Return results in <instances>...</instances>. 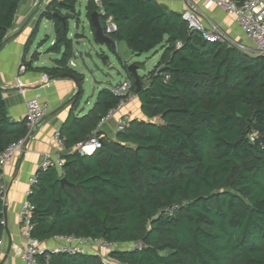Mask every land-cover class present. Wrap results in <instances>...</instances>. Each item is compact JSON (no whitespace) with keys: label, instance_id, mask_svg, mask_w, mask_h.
<instances>
[{"label":"trees","instance_id":"1","mask_svg":"<svg viewBox=\"0 0 264 264\" xmlns=\"http://www.w3.org/2000/svg\"><path fill=\"white\" fill-rule=\"evenodd\" d=\"M77 1L51 0L40 15L54 26L47 52L60 56L52 67L33 69L50 76L72 73L80 87L58 129L68 150L62 167L38 169L26 196L31 236L139 244L110 250L108 258L118 264H264V55L206 41L181 13L157 0H101L104 30L108 17L116 26L108 33L112 40L124 41L134 54L158 46L161 54L139 76L138 92L123 63L141 117L130 118L115 139L96 131L101 147L81 154L75 145L126 95L103 87L92 106L78 112L84 76L68 64L69 20H78ZM18 2L0 0V48ZM99 10L87 0L91 30V14ZM26 133L25 118L8 115L0 88V152ZM2 209L0 198V239ZM36 260L112 264L95 252L46 249Z\"/></svg>","mask_w":264,"mask_h":264},{"label":"crops","instance_id":"2","mask_svg":"<svg viewBox=\"0 0 264 264\" xmlns=\"http://www.w3.org/2000/svg\"><path fill=\"white\" fill-rule=\"evenodd\" d=\"M50 1L19 0L12 26L8 29L5 41L0 48V88L7 105L8 115L13 120L19 121L24 119L26 100L35 94H39L41 100L46 102L49 107L48 114L32 131L25 147L0 170V182L6 185L3 206L6 207L5 224L7 227V232H5L3 225L0 264H27L19 256L20 249L23 246V228L19 223L18 212L22 202L26 200L28 178L38 169L41 154L46 151H58V148L52 141V134L55 130L59 129L66 119L70 110V100L77 92V87L71 79L59 77V75L50 76L33 69L36 67H52L54 66V59L60 56V54H56V57L49 56L53 54L52 52H47V49L54 41V26L51 21L40 16ZM157 1L167 6L170 10L179 13H182L186 8L184 0ZM205 15L207 17V21H204L205 25L208 24L207 22L215 23L219 26L221 32L229 38L238 41L245 40L241 28L232 16L225 14L215 7L206 10ZM85 19L89 24V20L87 18ZM74 20L76 29H78L81 23L80 17H78V20ZM49 28L53 29V35L45 34L41 38L42 33L44 34L43 30ZM40 30L42 31L40 32ZM76 34H80V32H75L70 37L69 22L68 37L72 38L73 51L82 50L79 39L84 35L81 33L82 36L76 38ZM45 42H48L49 46L44 50L45 53L42 54ZM118 42L114 41V47L109 49L124 69V61L121 59L117 50ZM101 51L104 52L103 50ZM106 57V64L110 65L109 57ZM47 60H50L51 63L46 64ZM68 64L73 69L74 62L72 58ZM135 64L140 67L137 63ZM21 65L26 66L23 71L19 69ZM76 71L83 73L81 70ZM138 75L141 76L139 73ZM139 105V100L136 96L134 100L122 106L121 112L127 114L130 118L141 117ZM78 112H81L80 106ZM100 131L103 136L115 139L117 129L115 123L110 121L104 124ZM64 244L65 241L63 239L51 237L40 242V250H51ZM84 252H95L101 258L105 255L103 250L97 251L87 248ZM110 262L112 264H118L113 260H110Z\"/></svg>","mask_w":264,"mask_h":264},{"label":"built area","instance_id":"3","mask_svg":"<svg viewBox=\"0 0 264 264\" xmlns=\"http://www.w3.org/2000/svg\"><path fill=\"white\" fill-rule=\"evenodd\" d=\"M99 7V13H103L101 8V0H93ZM186 5L185 10L182 11V18L187 22L191 30H195L208 42H226L228 44L238 47L242 52L249 55H264V0H244L241 5H237L234 0H184ZM200 3V4H199ZM215 7L232 16L237 22L241 31L243 32L244 41L233 40L226 34L221 32L219 26L212 22L204 21L207 19L205 11ZM207 21V20H206ZM116 30V26L111 17L106 19L105 32L110 33ZM179 45V44H178ZM20 71L25 69L24 65L19 67ZM131 80L124 76L118 87H111L117 94L126 95L121 99L117 106L109 109L97 124L96 130L92 132L85 141L79 142L75 145L76 149L81 154L91 153L93 150L101 147V136L97 135L96 131L101 127L113 121L117 130H122L128 123L130 117L121 112L122 106L131 102L136 98V94L130 91ZM49 112V107L46 102L42 101L39 94H35L26 100L25 120L27 125V133L18 140L10 143L4 150L0 152V170L3 166L12 160L14 156L19 153L26 145L27 139L31 136L32 131L42 122ZM52 141L58 148L55 152H43L41 154L38 169H45L54 166L61 169L64 162L60 152L64 149L63 139L60 137L59 130H55L52 134ZM37 169V170H38ZM36 170V171H37ZM37 182L36 172L32 173L28 178V189L26 196L31 192L32 186ZM6 193V185L0 182V198L4 202ZM174 206L166 208L168 214H171ZM32 214V206L24 200L20 206L18 216L19 223L23 228L22 239L23 246L20 249V258L27 264H39L36 260V255L41 253L40 242L37 238L30 234V219ZM3 224V220H1ZM57 238L63 239L65 244L51 249V251H67V252H84L89 246L96 244L101 249L107 251L105 261H110L108 252L116 248H133L137 243L132 244H118L113 242H106L101 239L78 238L74 236H59ZM0 239V249H1ZM90 244V245H89Z\"/></svg>","mask_w":264,"mask_h":264},{"label":"rangeland","instance_id":"4","mask_svg":"<svg viewBox=\"0 0 264 264\" xmlns=\"http://www.w3.org/2000/svg\"><path fill=\"white\" fill-rule=\"evenodd\" d=\"M85 2L86 0H78L76 4V9L78 12H80L79 17L81 20V23L78 29H76L75 20L74 19L69 20L70 37L73 36L75 32L82 33L84 36L79 39L81 46H82V50L88 51L91 47L92 48L91 54L93 56L91 60L86 58L85 60L86 66L82 64L81 59L77 55L72 57V61L74 62L73 69L81 70L85 74V78H86L82 85L83 94H82V98L80 101V108H81L80 113H84L92 106V104L94 103L95 97L101 88L114 87L118 82H121L124 76H126V75L118 74L117 71L124 73V69L122 68L121 63L115 58L113 53L110 51L109 47L105 45L100 46L94 42L93 35L90 31V26L88 24V21L85 19L86 17L84 15ZM41 31L42 30H40V32ZM43 31H44V34L42 33L41 38H43L45 34H48L51 36L53 35V29L51 28L44 29ZM48 46H49L48 42L47 43L45 42V46L43 47L42 54L45 53L44 50ZM100 50H103L105 52L104 55H107L109 57V61L111 63L110 65L103 63V60L101 59V57H98L96 55V52H100ZM117 50H118V53L121 59L124 61L126 65L132 64V63H137L138 65H140L137 72L141 76L149 72L153 68V66L158 62L160 54H161V47L159 46L156 49H153L151 51L144 52L141 54L131 53V51L128 49L124 41L118 42ZM49 56L56 57L57 55L53 53V54H50ZM50 63L51 61L47 60L46 64H50ZM95 65L98 67L99 70H96ZM111 67H114V69H112ZM88 248L94 249L97 251L103 250V252H105V255H103L102 258H106L107 256L106 255L107 251L104 249H101V247L97 246L96 244H93L89 246Z\"/></svg>","mask_w":264,"mask_h":264},{"label":"water","instance_id":"5","mask_svg":"<svg viewBox=\"0 0 264 264\" xmlns=\"http://www.w3.org/2000/svg\"><path fill=\"white\" fill-rule=\"evenodd\" d=\"M90 20H91L92 27H93L92 30H91V33L93 35L94 42L97 45H100V46L105 45V46H108L109 48H113L114 47V40H112L111 37L108 35V33L105 32L104 27L102 26V23L100 21V13L98 11H94L91 14V19ZM91 52H92V48L91 47H90V49L88 51H86V50H75V51H73V56L77 55L81 59L82 64L84 66H86V63H85L86 58H88L90 60L93 58ZM96 55L98 57H101V59L103 60V63L106 64V58H107L106 56L107 55H104V52H102L100 50V52H96ZM95 67H96V70H99L96 65H95ZM138 69H139V66H137L135 63L128 64L127 68H126V70H128L131 73L132 77L134 78V83L137 86L136 92H138L139 89H140L139 75H138V72H137ZM126 70L124 68V73L118 71V74L126 75ZM90 73H91V71H90ZM90 73H88V74H90ZM83 76H84V80H85L86 79L85 78V74H83ZM59 77H65V78L71 79L74 82V84L77 87V89H79L80 84H79V82H78V80H77V78H76V76L74 74H72V73H63V74H60ZM84 80H83V82H84ZM119 83H121V82H118L114 87L115 88L118 87ZM67 151L68 150L63 149L60 152L61 156H63ZM61 183H62V185L66 183L64 178L61 179ZM2 216H3L4 230H5V232H7V227H6V224H5V219H6V207L5 206H3V209H2Z\"/></svg>","mask_w":264,"mask_h":264}]
</instances>
